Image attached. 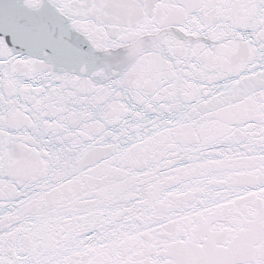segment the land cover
Segmentation results:
<instances>
[{
  "label": "snow or ice",
  "instance_id": "snow-or-ice-1",
  "mask_svg": "<svg viewBox=\"0 0 264 264\" xmlns=\"http://www.w3.org/2000/svg\"><path fill=\"white\" fill-rule=\"evenodd\" d=\"M0 264H264V0H0Z\"/></svg>",
  "mask_w": 264,
  "mask_h": 264
}]
</instances>
